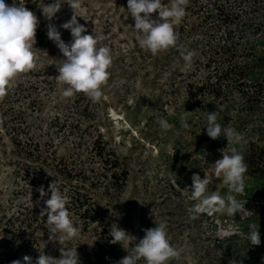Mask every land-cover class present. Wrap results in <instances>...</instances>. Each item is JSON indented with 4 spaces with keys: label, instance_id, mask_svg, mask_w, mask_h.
Wrapping results in <instances>:
<instances>
[{
    "label": "rangeland",
    "instance_id": "374dc122",
    "mask_svg": "<svg viewBox=\"0 0 264 264\" xmlns=\"http://www.w3.org/2000/svg\"><path fill=\"white\" fill-rule=\"evenodd\" d=\"M5 3L11 5L13 0ZM162 3L170 7V0ZM215 3L223 11H209ZM83 11L88 21L77 19L88 29L86 34L101 36V45L111 50L103 97L99 102L82 92L63 97L67 85L57 79L63 54L48 39L47 26L53 24L62 40L71 43L70 31L60 26L71 19L72 9L63 4L50 21L40 15L33 49L35 67L19 74L0 98V235L4 234L2 224L15 220L25 208L44 212V200L51 193L41 199L37 189L44 186L47 192L52 183L57 187L63 178L56 170L73 164L86 170L85 188L95 199L112 201L115 224L135 237L125 245L128 252L122 247L125 255L133 253L144 229L166 222L169 241L181 253L168 264H220L222 239L261 217L251 213L243 217L242 212L234 217L190 212L197 203L191 198L192 176L203 178L222 158L221 149L236 147L246 160L247 152L264 148V106L241 105L239 95L230 89L227 96L209 103L199 86L217 81L215 68L224 66L221 59L227 58L226 53L232 56L233 48L259 44L255 48L264 56V0H189L185 17L175 24L180 33L177 47L156 56L139 46L127 0H83ZM152 17L156 19L158 13ZM180 48L195 52L190 63L184 61ZM214 110L222 126L242 134L239 144L227 145L223 136L208 137L206 113ZM184 113L188 114V129L181 127ZM157 117L173 128L162 132ZM109 159H118L120 166H105ZM123 172L126 180L121 179ZM73 182L79 185L81 181ZM208 191L222 197L229 194L219 178L213 179ZM254 195L264 196V180L246 174L244 192L236 198L248 205ZM70 216L75 222V215L70 212ZM78 228L66 246L77 248L80 264H107L94 252L93 232ZM45 229V234L39 231L31 238L34 246L59 259L62 246L49 242ZM25 234L10 247L29 242Z\"/></svg>",
    "mask_w": 264,
    "mask_h": 264
},
{
    "label": "clouds",
    "instance_id": "9594fccd",
    "mask_svg": "<svg viewBox=\"0 0 264 264\" xmlns=\"http://www.w3.org/2000/svg\"><path fill=\"white\" fill-rule=\"evenodd\" d=\"M65 3L72 9L73 14L60 27L70 31L71 43L62 40L61 32L53 24L49 23L47 26L48 39L63 54V59H60L61 63L57 66L58 81L67 85L62 95L72 98L76 93L82 92L93 102H99L103 97L102 88L110 77L108 69L112 64L111 50L108 46L101 45V36L86 34L88 29L78 22L77 17L88 21L83 11V0H54L41 8L43 16L50 21ZM188 4L189 0H170V7H165L162 0H127V12L134 20L139 46L153 56L177 47L180 33L175 29V24L185 17ZM153 13H158L156 19H153ZM39 23L37 16L25 7L24 0H13L11 5L0 0V98L7 94L8 88L19 74L34 69L33 49L37 43ZM179 51L187 63L195 56L194 51L185 48H180ZM218 116L217 110L206 113L205 128L208 137L217 140L223 136L228 142L227 145L239 144L243 140L242 134L232 127L222 126L218 122ZM156 123L165 133L173 128L162 117H157ZM180 123L183 129L190 127L187 113L181 114ZM220 151L222 158L212 164L213 168L204 173L203 178L199 174L192 176L191 198L197 203L189 209L190 212L208 215L226 213L234 217L237 212L245 210V204L236 198L243 194L245 188L248 167L244 155L236 147H232L230 151H226V148ZM214 178L221 179L228 188L229 194L226 197L218 192L209 193V185ZM37 191L41 199L48 192L51 193L50 198L44 200L46 207L43 210L47 216L48 240L58 242L62 247L59 259L40 252L35 264H80L77 248L70 249L66 246V242L73 240L79 231L70 216L69 198L53 183L49 185L47 192L44 186H40ZM155 225L143 230L145 235L133 247V253H128L117 264H137L141 259L145 264H168L169 261L180 258V251L169 241L166 222H155ZM109 235L112 237L110 243H119L127 252L125 245L135 240L134 236L115 223L110 226ZM247 238L252 245L258 246L261 243L259 226L250 224ZM23 262L33 264L32 258L27 255L23 257ZM12 264H21V261L17 259ZM228 264H236V261L229 260Z\"/></svg>",
    "mask_w": 264,
    "mask_h": 264
},
{
    "label": "trees",
    "instance_id": "16d2710c",
    "mask_svg": "<svg viewBox=\"0 0 264 264\" xmlns=\"http://www.w3.org/2000/svg\"><path fill=\"white\" fill-rule=\"evenodd\" d=\"M45 4H47L45 0H24L25 7L32 11L37 18L42 15L41 8ZM210 7L209 11L214 9L218 12L223 11V6L219 7L216 3L211 4ZM224 17L227 18V15ZM257 46L259 44L255 47ZM255 47L227 48L229 51L233 50L234 56H232L236 58L233 59L231 55L228 57L226 53L225 57L227 58L221 59V64H224V66L215 68L214 76L217 81L205 82L202 86H199L205 100H211L209 103L214 102L222 96H227V91L230 89L239 95L238 101L241 105L251 108L264 106V56L260 53L258 55ZM223 48L225 47L222 46L221 49ZM220 81L221 84L218 83ZM261 141L264 142V130L261 133ZM99 155H102V152ZM106 161L105 166L109 164L113 169L120 166L118 159ZM245 161L248 167L246 174L264 180V148H259L258 151L252 153L247 152ZM72 165L64 164L63 167L58 169L55 166L57 169L56 175L63 178H57V180L59 179L57 187L69 198L68 208L75 215L74 223L77 227L79 226L84 231L90 230L96 237L93 245L95 254L107 264H117L126 255L119 243H110L112 239L109 235L110 226L115 223L112 216L113 203L109 199H106L105 202L95 199L85 188L86 170ZM115 175L116 172L111 176L116 177ZM43 177L47 178L48 175L44 174ZM126 178L127 173L123 172L121 179L126 180ZM74 179L81 181L79 185L73 182ZM1 210L2 206H0V212ZM45 217V212L27 207L18 213L15 220L8 219L5 224H2L4 234L3 236L0 235V251H2L0 252V264H12V261L17 259L21 261V264H24L23 257L25 255L30 256L33 264H35L40 252L51 256L40 246H34L36 242L31 239L39 231H42L43 234L46 233ZM253 223L259 226L261 243L258 246L252 245L247 238L249 225L243 226L240 232H234L222 239L221 242L224 245L220 254V264H228L229 260L232 259L236 261V264H264V219L259 218ZM24 233L30 237L29 242L16 249L11 248L10 243L19 242ZM137 264L141 263L137 262ZM143 264H145V261Z\"/></svg>",
    "mask_w": 264,
    "mask_h": 264
},
{
    "label": "built area",
    "instance_id": "2783aa9c",
    "mask_svg": "<svg viewBox=\"0 0 264 264\" xmlns=\"http://www.w3.org/2000/svg\"><path fill=\"white\" fill-rule=\"evenodd\" d=\"M245 210L242 212L243 217L245 215L256 214L264 219V196L254 195L249 199L248 205H244Z\"/></svg>",
    "mask_w": 264,
    "mask_h": 264
}]
</instances>
